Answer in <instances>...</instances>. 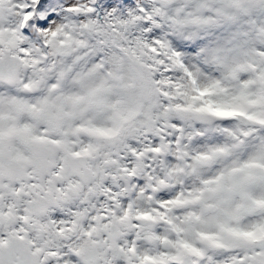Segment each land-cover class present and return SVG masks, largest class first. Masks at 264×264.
Instances as JSON below:
<instances>
[{
	"label": "snow or ice",
	"instance_id": "snow-or-ice-1",
	"mask_svg": "<svg viewBox=\"0 0 264 264\" xmlns=\"http://www.w3.org/2000/svg\"><path fill=\"white\" fill-rule=\"evenodd\" d=\"M0 264H264V0H0Z\"/></svg>",
	"mask_w": 264,
	"mask_h": 264
}]
</instances>
